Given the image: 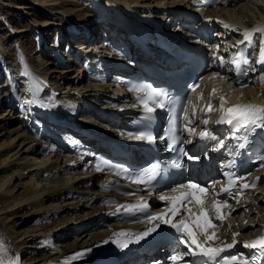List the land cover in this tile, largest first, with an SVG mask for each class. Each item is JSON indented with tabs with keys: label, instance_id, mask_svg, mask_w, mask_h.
I'll return each mask as SVG.
<instances>
[{
	"label": "bare ground",
	"instance_id": "1",
	"mask_svg": "<svg viewBox=\"0 0 264 264\" xmlns=\"http://www.w3.org/2000/svg\"><path fill=\"white\" fill-rule=\"evenodd\" d=\"M40 1L43 7L54 11L55 14L70 15H67L68 13L66 14L60 8L57 10L55 8L57 5L62 7L65 0ZM242 1L223 0L219 8L208 11L209 16L213 17L222 33L221 36H225V39H227L225 41L226 46L233 44L231 43L232 39L244 38V30L255 27L260 28L261 31L254 33L252 40L259 36L260 47L264 50V45L261 43V40L264 39V0ZM188 3L184 0H91L94 8L99 7V5L105 8L108 14L106 22L110 24L105 26L103 25L105 21L100 20L103 30L101 29L99 35L103 36L101 40H104V42L97 41L99 44H96L98 31L96 30V34L90 33V31L87 32V35L90 33L95 36L85 38V42H82L85 44H81L80 47L87 54L88 52L95 54L98 61H95L93 66L89 65L91 59L88 62L81 59V61H86L87 64L82 62L81 66H77L76 74L71 75L74 69H67L64 65L61 66L63 68H60V65H56L51 59L43 62H41L42 59H39L37 63L33 61L35 56L41 57L49 50L53 51L54 44H51V47L49 44V47L47 45L44 48L33 50L30 54H27L24 48L18 46L17 53L18 51L23 52L24 59L27 57L29 61L38 66L34 68V71L37 72L38 70V73H42V78L47 80L48 87L51 88V94L55 99L61 100L60 105L62 107L72 108L73 110L83 107L82 116L88 113L91 117H97L106 124L111 120L113 112L120 108V101L111 96V92L115 89L111 87L109 82H99L96 74L92 73L90 75L93 76L86 81L88 83H81V81L85 78V76H82L86 74L83 72L86 66L88 69L102 68L103 71L110 68L106 62H103V59L118 53L111 41L120 39L114 36V28L119 29L115 27L119 21L114 23V20L129 18L141 28L137 18V13H139L142 16H148L151 21L159 20L162 27L166 29L170 28L171 23L177 22V20L174 22L171 20L175 11ZM28 4L27 2H20V7L15 6L14 9L29 8L26 6ZM164 14L167 16L164 17ZM124 15L127 17H124ZM189 21L186 20V22ZM52 23L44 22L42 26H44L45 31L43 30V33L50 34L51 29L57 26L58 30L61 29L56 37L57 42H59L61 37L64 38L69 30L63 29L61 24ZM211 23L214 24L208 20L206 26L210 27ZM225 24L230 27L225 28ZM79 25L83 26L80 22ZM8 26L11 28L7 32L11 40L17 41L25 31L18 30L12 25ZM13 30L16 33L12 35ZM121 39H123L122 36ZM119 43L128 45L125 39L122 42L119 41ZM214 45L216 44L214 43ZM13 47L16 46L13 45ZM61 54L63 56V52ZM255 54L258 55L259 52H255ZM13 59L17 62L16 49L13 53ZM260 61H262V58ZM0 62H2V59ZM61 64H64V58ZM79 71H82V76ZM14 77L13 81L8 79L6 84L0 86V94L3 93V95H0V108L4 107L1 103L2 100L6 99L5 105L9 107L13 99L16 98L19 101L20 112L29 116L31 110L25 104L27 101L24 99V89L19 91V95L16 94L15 80L19 81L21 79L18 67ZM211 78V81L208 80L204 83L200 92H203L204 97L200 94V98L201 101H204L202 103H206L209 99L208 103L211 101L213 108L219 110L220 95L218 93L225 92L227 88L218 77L213 78L212 72ZM211 85L217 90L215 95H212ZM246 87L235 89L234 92H227L225 95L231 101L237 103L246 100L264 102V81L257 83L254 81ZM59 89L60 91H58ZM25 105H27L26 109H24ZM225 106L230 107L227 103ZM11 112L12 109L7 108L0 113V172H7L5 176L1 175L3 179H0V245H2L0 247V261L3 264H12L13 261L15 264H53L62 256L73 255L96 245L119 225V217L113 212H109L112 206L105 205V203L112 201L114 194L103 189V184L100 182L101 175L91 168H84L88 163V158H85L84 164L80 166L82 157L69 159L61 152L62 148H59V151L55 154H51L50 151L44 153L46 142L42 137L44 126L41 121L37 119V125H33L32 122L31 125L27 123L23 124L22 127L21 125H12L14 121ZM7 124L8 126H6ZM98 125L100 124L96 122L93 129L103 127L111 129L107 125H100V127ZM64 146L68 147L69 145L64 144ZM64 171L69 175L68 177L61 176ZM21 209L28 210L21 215L12 214ZM103 210H105V216H97ZM43 214L52 217V221L50 220V223L36 229L26 227L32 219L42 217ZM17 218L18 229L11 227L13 220ZM256 225L258 227L254 229ZM262 227H264V185L248 193L239 203L238 215L232 219V225L224 228L227 232L233 229L241 233L240 235L247 236L255 235V232ZM246 229H249V231L244 233ZM37 239H40L41 246L34 247L36 250L34 251L31 249L33 248L32 245L27 243L30 241L36 243ZM26 250L28 251L26 252ZM26 253L28 257L23 256Z\"/></svg>",
	"mask_w": 264,
	"mask_h": 264
},
{
	"label": "snow or ice",
	"instance_id": "2",
	"mask_svg": "<svg viewBox=\"0 0 264 264\" xmlns=\"http://www.w3.org/2000/svg\"><path fill=\"white\" fill-rule=\"evenodd\" d=\"M225 28L230 27L229 25L225 24ZM261 29L258 27L252 29H246L243 32V41H238V44H243L245 42L251 43L252 37L254 33L260 32ZM262 45H264V39L261 40ZM234 64H237L238 61L234 59L232 61ZM243 63H247V60H244ZM219 77L218 73H213V78ZM223 79V77H219ZM261 80L264 81V76L261 77ZM198 85L193 86V91H195ZM216 89H212V95H215ZM158 96L159 93H155L149 96V99H153V96ZM220 100V107L219 112L221 113L220 119L217 121L219 124H228L232 126V128L236 132H244L245 135L243 137H238V139H243L247 141V134L254 133L257 129H264V105L261 104H235L230 107H226V98L221 95L219 97ZM144 106L146 112L152 113L154 111L153 108L148 106L147 101L144 102ZM161 107H164L163 103L160 104ZM216 109L213 108L212 102L210 101L204 109L206 112H212ZM190 123V121H189ZM205 125H207L208 121L205 119L203 121ZM185 131L189 132L190 134L198 135L200 138H207L211 136L207 130H202L197 132L194 127L185 126ZM147 139L152 141V136L145 137L143 134L137 136L136 139ZM176 139L173 138L172 143L168 145L171 149L173 145H175ZM223 142L221 141V146ZM239 148H245V143H240ZM191 159V157H189ZM179 167V165H176ZM99 170V169H98ZM148 179L144 180L135 176H127V179L132 180L133 183L143 184L150 182L155 176V170L147 172ZM229 177V181L227 186L221 188V192H229L233 184H235L236 180H243V177L235 176L233 179L234 173H226ZM250 185L244 183L241 185L242 188H247ZM254 186V185H252ZM179 188L186 189V191H181L177 195H160L159 199L162 201H168L169 207L164 214H154L148 216L149 221L152 220H160L164 225H170L172 229L176 230V233H179L178 243L184 244L188 252L185 255H200L204 257H209L212 259L215 264H249V261L246 259L238 258L237 256H228L225 255L219 260L217 257H220V254L223 253L226 249L233 248L238 241L236 240V236L238 233L232 234V242L230 244H222L220 246H212L209 242L215 239H218L217 233L215 229L217 228V224L213 221L223 222V220L230 215L228 212L222 211V209L229 208L230 205L227 203L226 200H214L211 205H207L206 202V195L207 189L202 187L196 183H187L179 185ZM177 189L173 188L172 192H176ZM185 205H192L198 211H193L192 207H185ZM148 207L147 202L141 198L140 202L136 205H128L124 206L125 211H138L143 210ZM120 206H118L119 210ZM210 210L214 212V215L210 214ZM182 211L185 213L184 218L180 219L177 222L173 221V217L181 214ZM155 231L154 228H149L146 232L136 234L137 239L141 238L142 236H147L150 232ZM120 235H124L121 233ZM203 237V239H201ZM120 247H126V244H120ZM243 246L246 248H253V249H260L264 251V234L257 237L255 240L252 241H245L243 242ZM2 247V245H0ZM87 251V250H85ZM83 255V252L76 253L72 258H78L79 256ZM173 261L181 260V256L179 254L174 255L171 257ZM255 259V258H254ZM0 264H3L0 261ZM12 264H15L13 261Z\"/></svg>",
	"mask_w": 264,
	"mask_h": 264
},
{
	"label": "rangeland",
	"instance_id": "3",
	"mask_svg": "<svg viewBox=\"0 0 264 264\" xmlns=\"http://www.w3.org/2000/svg\"><path fill=\"white\" fill-rule=\"evenodd\" d=\"M0 1L3 3V4H1V7H0V13L3 17H5L4 19H7V23L8 22L11 23L12 26L14 23V24H16L15 28H17L18 30H25L24 33H22L19 37L21 39L20 40V43H21L20 47L24 48L25 49L24 51H26L27 54H30L33 50H38L39 48H44L45 46H47V45H45V46L39 45L38 46V43L42 42L43 38L46 36L48 38H50V40H48V43L46 41V44H50V43L52 44L53 38L51 39V37H49V36L53 37L57 33V32H55V34H53L54 33L52 31L53 29H54V31L60 32L61 29L58 30V28L56 26L55 28L51 29V31L49 32L50 34H46V32L43 33V30H44L43 27L44 26H42V25L44 24V22H53L52 24H61L63 29L65 28V30H69V32H71V33L75 32L72 29L73 26L79 24V22H80L82 24H86L88 26V28H89V25L92 27V29L95 28L98 31V34H96V35H99L101 32V29L103 30V25H104L103 24L101 26V21L102 22H103V20L106 21V18L108 17V14L106 16L105 8L102 5H99V7L94 8L93 5L91 4V0H65L62 4V7H58V5L55 6L56 10L58 8H60V10H62L66 14L68 13L67 15L70 14L69 16H64V15H60L57 13L55 14L54 11L49 10L48 8L46 9L45 7H43L40 0H0ZM58 1H61V0H58ZM244 1L247 2L246 0H243L242 2H244ZM20 2L29 3L28 5H26L29 8H26L23 10H21L20 8L14 9L15 6L20 7L19 6ZM257 14H258V12H257ZM154 16H157V15H154ZM98 17L101 18V21L99 20ZM103 23H105V22H103ZM11 24H9V25H11ZM4 25L0 24V38H1L0 60L2 59V62H0V86H1V84L3 85V84H6V82H7L6 81L7 80L6 75L8 76L7 71L9 69H12V67L15 68L13 66V64H15L14 59H13V53H14L15 47H13L14 50H12V44L13 43H12V41H10L11 38H10V36H8V33H7L8 32L7 28H9V26L5 25L6 27H4ZM62 27H60V28H62ZM81 27L85 28L86 26L83 25ZM69 32L66 34H69ZM81 33H79V34H81ZM47 37H46V39H48ZM98 42H96V43H98ZM22 43H23V45H22ZM51 44H50V47H51ZM50 49H52V48H50ZM44 56H45V54L42 55L41 57L35 56L33 61L34 62L36 61V63H37V61H39V59H42ZM43 61L44 60H42L41 62H43ZM61 65H64V67H66L67 69H74L73 65H71V64L68 65L67 63L65 64V58H64V64H61ZM75 65H77V64H75ZM79 66H81V65H79ZM77 69H78V67L76 66V69H74V71H73V73H71V75L76 74ZM81 70H83V69H81ZM16 73H17V70H16L15 74ZM81 74H82V71L80 72V75ZM86 74L89 75V72ZM84 76H85V74L82 77H84ZM14 78L15 77L13 76V79ZM16 82L17 81L15 80V83ZM82 82L88 83V82H86L85 78H84V80L81 81V83ZM15 88H16V94L19 95L20 93L17 92L16 86H15ZM58 91H60V89ZM4 93H5V91H4ZM0 95H3V93ZM20 99H21V97H20ZM252 100H255V99H252ZM1 103H2V106L4 105V107L0 108V113L3 112L4 109H7V108L12 109V112L10 113V114H12L11 117H12V120L14 121L12 123V125H21V127H22L23 124H26V122L24 120L25 116L20 112L19 101H17L16 98L13 99V102L9 107H8V105H5L6 99L2 100ZM6 126H8V124ZM47 152H48L47 149L44 150V153H47ZM6 174H7V172L6 173L0 172V179H3L2 176H5ZM61 176L62 177L63 176L68 177L69 175L67 173H65V171H64L61 174ZM27 210L28 209H24V210L21 209L20 211H17V212L12 213V214L13 215H21V214L27 212ZM41 216L42 217H35L34 219H32L26 225V227L29 229H36V228H39L44 224L46 225L52 221V217H47L44 214ZM17 222H18V218L13 220V224H11V227L18 229V223ZM37 240L38 241L36 243L35 242L32 243L31 241L27 243V244L32 245L33 248H31V249H33L34 251H36L34 247L41 246V244L39 243L40 239H37ZM27 251L28 250H26V252ZM23 256L28 257V254L26 253ZM22 260H23V257H22ZM39 264H41V263H39Z\"/></svg>",
	"mask_w": 264,
	"mask_h": 264
}]
</instances>
